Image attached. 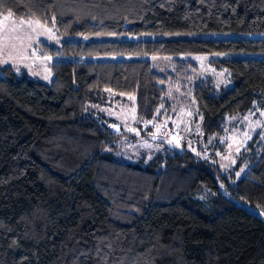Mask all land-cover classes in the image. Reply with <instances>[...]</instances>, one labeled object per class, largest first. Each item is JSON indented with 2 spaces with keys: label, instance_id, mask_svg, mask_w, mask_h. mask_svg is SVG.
Listing matches in <instances>:
<instances>
[{
  "label": "trees",
  "instance_id": "16d2710c",
  "mask_svg": "<svg viewBox=\"0 0 264 264\" xmlns=\"http://www.w3.org/2000/svg\"><path fill=\"white\" fill-rule=\"evenodd\" d=\"M5 12L103 38L44 45L64 58L48 83L0 65V264H264V219L247 210L264 214V134L237 152L245 172L232 184L215 153L183 146L145 166L115 159L127 132L89 111L107 91L133 94L140 124L196 69L182 55L264 53V0H0ZM213 32L235 35L191 36ZM159 33L184 35L149 38ZM148 56L171 57L173 72ZM209 63L231 85L192 88L205 138L264 108V56Z\"/></svg>",
  "mask_w": 264,
  "mask_h": 264
},
{
  "label": "rangeland",
  "instance_id": "374dc122",
  "mask_svg": "<svg viewBox=\"0 0 264 264\" xmlns=\"http://www.w3.org/2000/svg\"><path fill=\"white\" fill-rule=\"evenodd\" d=\"M181 33H159L149 38H175ZM234 33H197V38L231 37ZM102 36L58 35L51 24L42 23L31 17H16L9 12L0 14V65H11L42 82L52 80L51 63L64 58L49 53L45 46L58 49L63 41L100 39ZM121 38L136 40L140 35H125ZM45 45V46H44ZM260 56L239 52L187 53L183 59L196 63V69L184 80L167 85L164 102L158 109V117L137 124L136 98L133 94L105 92L104 103L91 106L94 114H102L113 131H126L124 138L117 141L108 151L123 162L148 164L156 155H165V147H185L201 156L215 153L216 174L229 173V182L234 183L245 172V166H237L236 154L253 134H264V108L254 105L249 113L234 115L227 120L225 131L218 137L205 138L200 131V119L192 98V88L200 79L210 78L216 86H230L223 70L214 69L209 61L232 57ZM153 68L159 72H173L171 57L148 56ZM147 132L148 136H143ZM174 148V147H173Z\"/></svg>",
  "mask_w": 264,
  "mask_h": 264
},
{
  "label": "water",
  "instance_id": "95a60500",
  "mask_svg": "<svg viewBox=\"0 0 264 264\" xmlns=\"http://www.w3.org/2000/svg\"><path fill=\"white\" fill-rule=\"evenodd\" d=\"M247 210L251 215H253L259 219H264V214H262V212L260 210L254 209V208H248Z\"/></svg>",
  "mask_w": 264,
  "mask_h": 264
}]
</instances>
